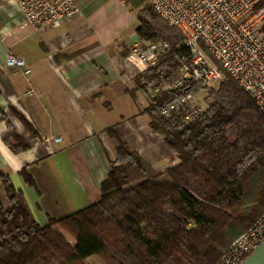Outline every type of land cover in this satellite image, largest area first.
Instances as JSON below:
<instances>
[{
    "label": "trees",
    "instance_id": "1",
    "mask_svg": "<svg viewBox=\"0 0 264 264\" xmlns=\"http://www.w3.org/2000/svg\"><path fill=\"white\" fill-rule=\"evenodd\" d=\"M135 4L143 5L137 28L142 39L171 46L161 64L138 77L145 90L146 81L161 80L169 69L177 72L183 35L147 0ZM185 87L196 94L205 90L193 80ZM208 92L206 111L182 128L162 113L174 92L147 95L148 125L179 160L164 170L146 163L107 128L116 160L100 198L48 225L34 220L22 193L0 170L8 200L5 205L0 198V264H219L264 211V113L228 73ZM3 140L16 153L28 148L14 131ZM22 174L34 183L26 168ZM115 199L126 202L124 212L115 209Z\"/></svg>",
    "mask_w": 264,
    "mask_h": 264
},
{
    "label": "crops",
    "instance_id": "2",
    "mask_svg": "<svg viewBox=\"0 0 264 264\" xmlns=\"http://www.w3.org/2000/svg\"><path fill=\"white\" fill-rule=\"evenodd\" d=\"M75 4L76 14L35 28L15 3L0 0V170L41 226L100 198L116 160L115 143L105 132L109 127L157 170L179 161L148 125V94L138 82L144 65L108 17L119 0ZM8 54L23 57L31 73L7 67ZM10 131L26 150L16 153L4 142ZM0 198L8 205L1 183ZM114 203L125 211V201Z\"/></svg>",
    "mask_w": 264,
    "mask_h": 264
},
{
    "label": "built area",
    "instance_id": "3",
    "mask_svg": "<svg viewBox=\"0 0 264 264\" xmlns=\"http://www.w3.org/2000/svg\"><path fill=\"white\" fill-rule=\"evenodd\" d=\"M25 20L35 28L49 27L76 14L75 0H11ZM130 0H119L126 6ZM156 12L183 35L177 46L178 69H169L161 80L145 82L150 97L174 92L175 98L162 111L178 119V127L199 118L212 102L208 88L227 80V73L252 96L264 113V0H147ZM132 56L144 65L143 72L167 57V41H145L137 33L130 37ZM5 65L30 74L21 56L8 54ZM205 90L196 94L187 81ZM2 116L0 115V118ZM56 142L61 137L54 138ZM264 239V211L230 245L219 264H240Z\"/></svg>",
    "mask_w": 264,
    "mask_h": 264
},
{
    "label": "rangeland",
    "instance_id": "4",
    "mask_svg": "<svg viewBox=\"0 0 264 264\" xmlns=\"http://www.w3.org/2000/svg\"><path fill=\"white\" fill-rule=\"evenodd\" d=\"M135 1L136 0H130L126 6H123L120 3L121 5L119 4L116 7H111L108 9V17L116 27L117 33L123 39H127V41L130 39L131 35L137 31V28L140 24L139 14L144 13L142 12L143 5L137 6ZM61 231L65 236L68 237L69 240L75 242L74 238L70 234L62 229Z\"/></svg>",
    "mask_w": 264,
    "mask_h": 264
},
{
    "label": "water",
    "instance_id": "5",
    "mask_svg": "<svg viewBox=\"0 0 264 264\" xmlns=\"http://www.w3.org/2000/svg\"><path fill=\"white\" fill-rule=\"evenodd\" d=\"M240 264H264V239L254 252Z\"/></svg>",
    "mask_w": 264,
    "mask_h": 264
}]
</instances>
